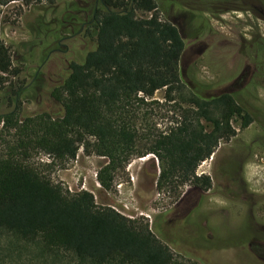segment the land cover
Returning <instances> with one entry per match:
<instances>
[{
    "label": "trees",
    "instance_id": "trees-1",
    "mask_svg": "<svg viewBox=\"0 0 264 264\" xmlns=\"http://www.w3.org/2000/svg\"><path fill=\"white\" fill-rule=\"evenodd\" d=\"M85 1L75 33L90 38L93 49L70 62L51 92L63 115L0 116V264H24L32 253L46 264H185L148 223L99 206L91 192L70 193L46 171L52 164L41 167L35 157L43 153L65 165L83 147L108 160L98 181L109 191L114 174L133 158L154 154L159 189L176 187L197 178L199 165L236 135L235 118L243 128L253 119L230 94L206 98L185 90V42L161 18L156 0ZM17 73L0 36V89L6 75ZM163 89L170 102L186 93L189 107L167 131L143 134L144 107ZM144 139L151 146L142 152Z\"/></svg>",
    "mask_w": 264,
    "mask_h": 264
},
{
    "label": "rangeland",
    "instance_id": "rangeland-1",
    "mask_svg": "<svg viewBox=\"0 0 264 264\" xmlns=\"http://www.w3.org/2000/svg\"><path fill=\"white\" fill-rule=\"evenodd\" d=\"M156 2L160 14L177 23L181 30L186 44L181 71L187 87L199 88L196 92L212 96L234 85L244 72L234 86L248 85L249 93L241 95L243 102L252 108L251 113L259 116V120L252 121L247 128H241V119L235 118L236 136L221 142L215 152L217 155L219 151L233 150L243 158L249 157L245 178L253 197L246 194L245 197L255 205L253 211L258 223L248 214L242 200L234 203L213 192L210 203L212 208L217 207V212L212 213L206 226L202 220L207 217L196 211L184 220L166 224L165 238L192 248L186 250L188 255L175 252L185 264H201L204 259L207 264H264L261 255L252 254L248 249L252 241L264 243V213L261 212V208L264 209V132L261 128L264 121V0H233L224 4L198 0ZM88 6L85 0H0V36L12 55L13 69L18 72L5 76L6 83L0 89V116L12 111H16L20 119L42 113L53 117L63 115L62 107L51 92L68 76L70 62L82 61L93 49L90 38L75 33L85 19L83 12H87ZM161 18L164 19L163 15ZM203 47L205 50L199 55L197 50ZM166 95L165 89L159 90L148 100L143 111L147 122L139 125L143 134L148 133L147 130L165 132L181 121L184 108L189 107L184 102L187 94L176 93L175 101L171 102ZM2 127L0 124V129ZM150 146L144 139L139 149L145 152ZM211 159L202 163L199 171H210ZM238 160L235 155L223 154L217 169L225 178L234 176ZM107 161L104 157L86 154L83 147L75 160L65 165L43 153L35 157L41 167L52 164L46 171L70 193L91 192L99 206L112 208L128 219L140 220L149 226L164 210H170L186 190L159 189L160 161L154 154H148L133 158L116 172L111 190L106 191L98 181V172ZM225 192L234 197L229 189ZM25 260L24 264H46L34 253Z\"/></svg>",
    "mask_w": 264,
    "mask_h": 264
},
{
    "label": "flooded vegetation",
    "instance_id": "flooded-vegetation-1",
    "mask_svg": "<svg viewBox=\"0 0 264 264\" xmlns=\"http://www.w3.org/2000/svg\"><path fill=\"white\" fill-rule=\"evenodd\" d=\"M201 2H208V3H218V4H224L229 1L233 0H198ZM159 9V7H158ZM224 10H221V12ZM163 15V18L165 20L167 17L163 13H161V16ZM171 23H173L179 30L181 34V30L179 29V26L177 23L169 20ZM182 36V34H181ZM183 38V37H182ZM184 40V39H183ZM185 42V41H184ZM186 47V44H185ZM205 48H198L197 53L200 55L204 52ZM185 51V50H184ZM184 53V52H183ZM183 56V55H182ZM181 63L182 59L180 61V72L182 75L181 71ZM244 73V72H243ZM241 74L242 76L244 74ZM240 76V78L242 77ZM238 78V80H240ZM238 80L236 81L235 84H238ZM234 84V85H235ZM231 85L229 87H225L223 91L212 94V96H204L201 93H198L196 91L200 90L199 88H193V87H187L185 90L188 92H192L196 95L203 96L206 98L213 97V96H219L223 94H230L234 96V98L239 102V104L250 114L252 117L253 121H258L259 116L257 114L251 113V107L247 106L243 101V97L241 96L244 93H249L250 88L247 86H234ZM253 93V92H252ZM205 94V93H204ZM207 94V93H206ZM211 95V94H210ZM233 124V122H232ZM252 123H250L247 127H249ZM262 130L264 132V121L261 125ZM243 127L241 123V128ZM245 127V128H247ZM235 129V128H234ZM236 136V135H235ZM264 137V136H263ZM233 138V137H232ZM226 142V141H223ZM216 152V151H215ZM215 154V153H214ZM214 154L211 156L212 159L211 161L213 162V165L211 166L210 171H199L200 165L204 162H202L199 167L197 168L196 171V177L198 178V181L196 180L197 178H194L193 180L183 184V185H178L174 188H186V190H183L181 195L178 196L177 201L173 204V206L170 208V210L166 209L164 210L155 221H152V225L150 226L151 230L161 239L164 240V242L170 246L172 251L183 254L186 253V250H192L190 246L184 243H177L176 241H172L174 244L170 243L169 241L165 238V234L163 233V229L165 228V225L168 224L169 222H178L181 220H184L188 218L192 213L198 212L200 214H204L207 218H204L202 221L205 223L204 225L206 226L209 221L210 217L212 216V213L217 212V207L212 208V205L210 201L212 200V193L214 192L215 195H221L222 197L230 198L234 203H237L238 200H242L241 202L244 203V206L246 208V211L248 214L255 220L256 223L257 217L256 213L253 211V208L255 205H251L249 200L245 197V194L247 196H252L250 195L248 190L249 186L246 183V178H245V169L247 166V161L249 157H241L237 151H226V152H218V154L214 156ZM223 154H230V155H235L239 160L238 167H237V173L236 175H231L229 178H225L220 172L217 167L220 162V157ZM210 159V158H209ZM207 159V160H209ZM206 160V161H207ZM205 164V163H204ZM161 172V171H160ZM160 177V176H159ZM159 180V179H158ZM157 187H158V181H157ZM159 188V187H158ZM229 189L231 193H234V197L231 196L230 194L226 193L225 190ZM237 190V191H236ZM179 194V193H178ZM261 212L264 213V209L261 208ZM208 219V222H207ZM262 221V220H261ZM264 222V221H263ZM263 232H264V224L262 225ZM252 254H257L261 255L264 263V243L262 244H256L254 241L250 243V246L248 248Z\"/></svg>",
    "mask_w": 264,
    "mask_h": 264
},
{
    "label": "bare ground",
    "instance_id": "bare-ground-1",
    "mask_svg": "<svg viewBox=\"0 0 264 264\" xmlns=\"http://www.w3.org/2000/svg\"><path fill=\"white\" fill-rule=\"evenodd\" d=\"M145 160V159H144ZM144 162V161H143Z\"/></svg>",
    "mask_w": 264,
    "mask_h": 264
},
{
    "label": "built area",
    "instance_id": "built-area-1",
    "mask_svg": "<svg viewBox=\"0 0 264 264\" xmlns=\"http://www.w3.org/2000/svg\"><path fill=\"white\" fill-rule=\"evenodd\" d=\"M70 189H71V187H70Z\"/></svg>",
    "mask_w": 264,
    "mask_h": 264
}]
</instances>
